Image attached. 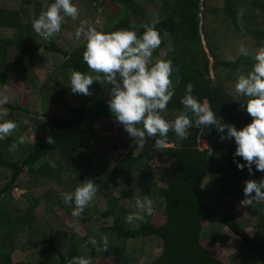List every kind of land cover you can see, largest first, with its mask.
Listing matches in <instances>:
<instances>
[{
	"label": "trees",
	"instance_id": "trees-1",
	"mask_svg": "<svg viewBox=\"0 0 264 264\" xmlns=\"http://www.w3.org/2000/svg\"><path fill=\"white\" fill-rule=\"evenodd\" d=\"M21 1L26 4L24 9V6L0 7V71L13 72L30 88L25 105L21 104L19 93L10 94L9 103L3 105L9 113L7 119L15 120L18 127L0 140V264H68L85 244L87 248L82 249L80 256L90 264H96L98 257L110 255L116 264H222L208 253L201 241L208 237L223 240L219 235L223 226L240 238L229 256L230 264H264V203L253 199V204L247 206L250 217L245 223L255 228L253 235L215 203L219 192L232 201L243 199L244 181L259 180L264 172L254 166L251 174L247 168L238 169L234 160L243 161L233 155L234 140L220 139L211 126L190 128L186 139L177 137L170 129L164 139L171 146L161 148L174 162L169 167L149 164V148L159 136H146L139 144L123 129L119 139L135 148L115 165L108 163L106 160L113 151L98 137L101 134L96 121L101 117L114 118L106 103L110 85L94 82L90 89H99L100 96L85 105L77 102L80 94H65L66 98L59 103L67 109L66 117L41 111L48 103V93L69 79L66 70L83 73L91 70L82 59L83 36L77 44L69 42L76 32L69 17L63 20L58 35L66 40L62 46L54 42L56 39L37 41L31 21L52 0ZM97 2L102 8L108 5L118 8L120 19L112 29L98 31L134 29L139 35L144 31L143 25L158 21L155 27L161 44L153 50L151 62L171 60L173 68L170 79L174 96L162 113L166 120L173 121L183 110L180 100L185 86L191 83L192 94L201 102L207 100L224 121L237 128L250 121L251 117L241 107L242 100L234 99L225 89V83L235 84L239 73L249 71L252 55L264 46V0ZM244 6L250 11H245ZM22 9L28 16L26 21ZM219 31H225L227 39L232 41L230 46L238 36L245 40L249 56L238 52L233 59L222 58L224 49L219 47L224 44ZM202 35L212 63L202 44ZM36 63L47 72L44 82L34 69ZM0 94H4L2 86ZM31 132L36 134L33 141L26 139ZM48 136L53 137V144L47 142ZM19 137L24 142L9 150ZM199 140H205L207 146L199 148ZM49 161H54L55 167ZM227 178L233 183L221 186ZM85 179H92L98 189L82 215L73 217L72 209L60 194L72 191ZM121 185L125 196L114 194ZM16 188L18 194L13 190ZM133 188L139 190V198L151 200L153 210L143 220L128 223L125 217L136 211L138 198L130 197ZM156 210L164 216L160 224L151 222ZM76 226L83 227L85 233L73 232ZM156 238L162 240L161 252L149 258V245Z\"/></svg>",
	"mask_w": 264,
	"mask_h": 264
},
{
	"label": "clouds",
	"instance_id": "clouds-1",
	"mask_svg": "<svg viewBox=\"0 0 264 264\" xmlns=\"http://www.w3.org/2000/svg\"><path fill=\"white\" fill-rule=\"evenodd\" d=\"M78 15L79 10L73 0H52L31 21V28L42 38L49 39L60 32L66 16L75 20ZM156 23L158 21L153 20L150 24L143 25L144 31L139 35L134 29L105 32L91 26L85 28L81 24L76 36H83L82 59L91 73L70 70V91L74 94L90 95V86L94 82L110 85L106 102L108 109L135 143L142 144L146 136H159L156 146L160 149L165 146L164 138L170 129L177 137L186 139L190 128L211 126L220 139L234 140L233 155L243 161L234 160L238 169L247 168L251 174L254 166L257 171L264 172V46L258 47L252 55L251 69L246 73H239L235 78L234 90L237 95L233 98L242 100L241 107L251 117L248 123L237 128L224 121L212 110L207 100L201 102L192 94L191 83L185 86L180 100L183 110L170 123L162 113L174 96L173 81L170 79L173 68L171 60L159 59L151 62L153 50L161 44ZM239 54L249 56L244 45H240ZM211 61L213 62L212 57ZM9 99L8 95L0 94V106L8 104ZM189 113L192 115L189 116ZM8 115L7 109L0 110V140L18 127L15 120L7 119ZM46 139L49 144L54 143L53 137L48 136ZM23 142V137H19L11 143L9 150ZM49 163L55 167L54 161ZM97 189L98 185L92 179H85L72 191L62 192L60 195L63 202L72 209L71 215L79 217L93 200ZM242 191L241 206H251L253 199H264V177L244 181ZM135 208V212L125 217L126 222L143 220L153 210L152 202L147 197H138ZM104 246L107 247L106 240ZM68 264H90V261L80 256L71 258Z\"/></svg>",
	"mask_w": 264,
	"mask_h": 264
},
{
	"label": "rangeland",
	"instance_id": "rangeland-1",
	"mask_svg": "<svg viewBox=\"0 0 264 264\" xmlns=\"http://www.w3.org/2000/svg\"><path fill=\"white\" fill-rule=\"evenodd\" d=\"M73 3L77 6L79 10V15L77 17L78 20L73 22V19L71 17H69V20L72 21V25L76 31L81 26V24H83L85 28L91 26V27H95L97 30L98 29L106 30V29H112L120 22L118 8L114 6L112 7L111 5H108L102 8V6L98 4L97 0H73ZM89 3H91V5H89ZM25 6L26 4H24L21 0H0V7H4V8L21 9L23 7L24 9ZM93 7H95L96 10ZM23 9L20 11L22 12L23 20L26 21L28 16H25ZM91 9H93L94 12ZM244 10L250 11V8L248 6H244ZM201 14L199 15L200 17H202ZM224 32L219 31V37L221 39V42L224 44V47L223 46L219 47L221 49L222 48L224 49L223 52H221L222 58L233 59V57L236 56V54L239 52L240 45H244L247 48L248 44L245 40L241 39V37L238 36L237 39H235L234 41V45L230 46L228 44L232 43V41H229V39H227L226 34ZM75 33L76 32H74L73 36L70 37L69 39L70 43L77 44L79 42L80 37L78 38ZM58 35L59 33H57L56 35H54L49 39H44L36 33V39L41 43L44 41L49 42L50 40L56 39L54 42L57 45L62 46L66 40H63L61 36L58 37ZM206 42L207 41L203 36L202 44L204 45L205 51L207 52L210 63H212L211 57L209 55V51L206 47ZM34 69L36 72L39 73V77L41 81L44 82L47 72L42 68V66L39 63L34 64ZM66 71L68 72V74L70 73L69 70ZM212 73L213 72L211 70V74ZM68 85H69V79L67 78L66 80H64V82H61L60 85L54 87L51 93H48V103L44 108L41 109V111L45 113L47 112L50 114H59V115H61V111H62L67 114L66 109L64 111L63 109L62 110L55 109V106L61 105L59 102H62L64 98H66L65 94L67 95L73 94L72 92L67 91L68 88H70ZM0 86H2L4 94L8 96L10 94H11L10 96L14 95L13 93L15 94L19 93L20 94L19 99L21 100L20 102L22 105H25L30 88L28 85L22 83L13 72H8L3 70L0 71ZM225 89L233 96L237 95L234 90V82L233 83L226 82ZM77 96H79L77 97V102H79L80 105H85L92 103L95 98H98L100 96V91L99 89L92 87L90 89V95L80 94ZM57 97L59 99H56ZM73 101L76 104V100ZM0 110H3V106H0ZM169 122L171 123L172 121ZM96 127L101 134V136H98L100 140H102V142L106 144L108 149L113 151L112 155L108 158V160H106L108 163L115 165L122 157L129 155L131 153V150L135 148L132 147L130 144H126L119 139L123 127L115 119H109L108 117L99 118L96 121ZM35 135H36L35 133H32L26 139L29 141H33L35 139ZM165 145L171 146V144L168 143H165ZM206 146L207 144L204 140H201L198 143V147L201 149L205 148ZM149 152L151 154V159L149 162L150 165L163 166V167H169L174 165V162L171 161L169 157L163 153L161 148L160 149L157 148L156 144L150 146ZM209 181H210L209 178L206 179L205 181L206 184H204L205 189H207L209 185ZM232 183L233 180L231 178H227L224 182H221L220 185L226 186V185H231ZM13 190L15 191V194H18L19 192L18 188ZM124 193L125 190L123 185L117 186V188H115L114 194L125 196L126 194L123 195ZM129 194L130 197L137 198L139 196V190L133 188V191H131ZM129 194L127 193V196H129ZM223 196H224L223 192H219L217 194L215 200L217 207L230 212L237 222L242 223L244 225L245 231H247L250 235H253L255 232V228L245 223L246 220H248L250 217V210L247 207L240 205V201L242 199H238L237 201H232L226 198L225 196L224 197ZM258 200L264 203V199H258ZM163 221H164V216L162 215V213L158 210L154 211L151 218V222L155 224H160ZM203 225L206 226L207 222L204 221ZM64 230L67 232V227ZM72 230L73 232L76 233L78 232V234L85 233V229L81 226L73 227ZM219 232H220L219 235H221V237L223 236L224 238L223 240H219V241L212 240L210 239V237H208L206 239H203L201 243L203 246H205L208 249V253L213 257H215L217 260H219L222 264H230L229 256L231 253L235 251L236 247L239 245L240 238L234 232H232L227 226H223ZM47 234L48 231L46 232V235ZM149 247H150L148 251L149 258L156 257L161 252L162 240L160 238L154 239V243L150 244ZM85 248H87L86 244L79 247L78 251L74 254L73 257H79L82 254V249ZM95 262L96 264H116L111 255L108 257H98Z\"/></svg>",
	"mask_w": 264,
	"mask_h": 264
},
{
	"label": "crops",
	"instance_id": "crops-1",
	"mask_svg": "<svg viewBox=\"0 0 264 264\" xmlns=\"http://www.w3.org/2000/svg\"><path fill=\"white\" fill-rule=\"evenodd\" d=\"M55 109H59V110H62L63 109V111L66 109L65 107H63V106H59V105H56L55 106ZM67 110V109H66ZM67 113H68V111H67ZM53 115H55V116H58V117H66V116H68V114H66V113H64V112H62L61 111V115H59V114H53ZM102 118V117H101ZM109 119H114V118H111V117H108ZM201 140H199V142H200ZM205 141V140H204ZM206 142V141H205Z\"/></svg>",
	"mask_w": 264,
	"mask_h": 264
}]
</instances>
